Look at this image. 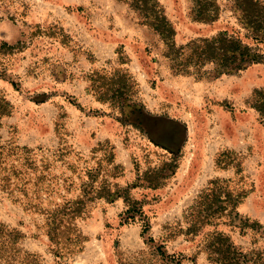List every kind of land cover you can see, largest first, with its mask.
Listing matches in <instances>:
<instances>
[{
  "label": "rangeland",
  "instance_id": "rangeland-1",
  "mask_svg": "<svg viewBox=\"0 0 264 264\" xmlns=\"http://www.w3.org/2000/svg\"><path fill=\"white\" fill-rule=\"evenodd\" d=\"M160 3L178 46L227 31L264 55L235 0H218L212 23L194 19L191 0ZM166 49L120 0H0V92L12 105L0 127L7 153L0 224L24 233L16 244L0 239V264H62L40 211L48 203H91L77 221L83 252L64 264H162L161 243L168 254L195 255L186 237L164 239V226L182 220L218 179L246 194L239 213L264 225V119L253 107L255 92L264 91V63L222 75L209 64L199 78L178 74ZM94 73L118 82L128 74L125 113L117 101L99 100L110 79ZM84 182L97 190L93 197H83ZM109 186L120 197H105ZM128 198L143 204L145 237L139 215L125 222ZM218 229L254 247L252 234Z\"/></svg>",
  "mask_w": 264,
  "mask_h": 264
},
{
  "label": "trees",
  "instance_id": "trees-1",
  "mask_svg": "<svg viewBox=\"0 0 264 264\" xmlns=\"http://www.w3.org/2000/svg\"><path fill=\"white\" fill-rule=\"evenodd\" d=\"M120 1L128 4L138 14L144 26L151 28L159 35L167 47V57L171 59L173 68L178 74L203 78L210 73L209 70H205L209 64L212 65L215 74L222 75L244 70L253 63H264L263 54L227 31L220 32L211 38L194 39L185 45L178 46L176 30L160 0ZM191 1L192 14L196 21L212 23L219 19L221 7L218 0ZM235 3L237 9L242 12L241 19L246 28L256 40L264 41V2L235 0ZM92 77L102 81L110 79L103 89L96 92L98 98L102 102L117 101L118 107L125 113L126 108L131 106L129 99L125 97L130 87V82L127 80L128 74L124 73L119 82L114 77H107L101 73H94ZM13 84L16 85L14 82ZM253 107L264 119V91L255 92ZM11 113L10 101L0 92V127L2 119ZM6 158L7 153L0 141V160L4 163ZM110 164L113 166L114 160H111ZM15 173L18 174L16 171ZM88 174L93 177L92 172ZM96 191L91 183L84 182V198L93 197ZM120 194L121 191H114L110 186L105 189L107 198L120 197ZM245 197L246 194L242 192L232 191L228 180L211 181L210 186L203 190L193 204L184 211L182 220L164 226L167 230L164 239H176L182 235L195 244L196 254H168L164 251L165 243H161L156 250L164 262L162 264H199L201 255L205 256L206 264H264V225L259 221L243 217L239 213L238 208ZM126 200L128 209L125 222L135 221L139 215L142 218L140 219L143 227L142 236L145 237L151 226L145 219L143 204L130 198ZM91 209V203L87 199L69 200L58 204L48 203L46 208L40 209L45 216L46 235L55 246L54 254L63 261L62 264L68 258L83 252L87 238L82 234L77 221L86 217ZM220 225L236 228L244 236L248 233L252 234L254 247L247 250L238 246L227 233L218 229ZM2 237H7L11 243L16 244L24 237V233L0 224V239ZM150 242H154L152 237Z\"/></svg>",
  "mask_w": 264,
  "mask_h": 264
}]
</instances>
